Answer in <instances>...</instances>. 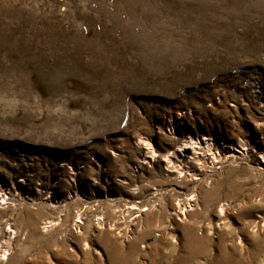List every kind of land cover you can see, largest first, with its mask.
Masks as SVG:
<instances>
[{
    "label": "rangeland",
    "instance_id": "1",
    "mask_svg": "<svg viewBox=\"0 0 264 264\" xmlns=\"http://www.w3.org/2000/svg\"><path fill=\"white\" fill-rule=\"evenodd\" d=\"M0 264H264V0H0Z\"/></svg>",
    "mask_w": 264,
    "mask_h": 264
},
{
    "label": "bare ground",
    "instance_id": "2",
    "mask_svg": "<svg viewBox=\"0 0 264 264\" xmlns=\"http://www.w3.org/2000/svg\"><path fill=\"white\" fill-rule=\"evenodd\" d=\"M203 139H204V138H203ZM229 155H230V156H234V154H233V153H230Z\"/></svg>",
    "mask_w": 264,
    "mask_h": 264
}]
</instances>
